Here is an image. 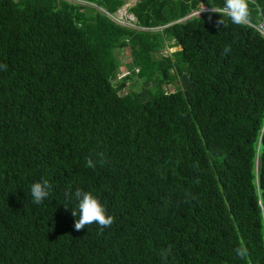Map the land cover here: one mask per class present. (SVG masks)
<instances>
[{
  "label": "trees",
  "instance_id": "trees-1",
  "mask_svg": "<svg viewBox=\"0 0 264 264\" xmlns=\"http://www.w3.org/2000/svg\"><path fill=\"white\" fill-rule=\"evenodd\" d=\"M125 2L0 0V264H264V38L193 14L223 0ZM76 188L110 227L75 230Z\"/></svg>",
  "mask_w": 264,
  "mask_h": 264
},
{
  "label": "clouds",
  "instance_id": "clouds-1",
  "mask_svg": "<svg viewBox=\"0 0 264 264\" xmlns=\"http://www.w3.org/2000/svg\"><path fill=\"white\" fill-rule=\"evenodd\" d=\"M214 12L219 14V19L216 21L217 31L219 32L221 27L226 28L228 25L224 19L227 18L234 25L250 27L252 26L251 13L249 9V0H223V6L219 9H208L202 7V12ZM231 52V46L226 45L223 49V54L227 55ZM6 68V66H3ZM86 166L89 168H95L96 161L91 157L86 158ZM52 189L51 183L47 179L36 181L31 185V197L34 203L42 204L49 196ZM66 199H75L77 201V207L72 209L71 215L78 217L75 220L74 228L76 231L85 229L86 226L91 224H97L100 231L104 228L110 227L114 223V217L107 214L103 204L100 203L99 199L94 196L90 191H85L80 188H76L74 192H65ZM65 206V205H64ZM65 208H67L65 206ZM171 246L164 249L161 252V258L167 260V257L171 254ZM237 254L244 256L245 250L238 249Z\"/></svg>",
  "mask_w": 264,
  "mask_h": 264
},
{
  "label": "rangeland",
  "instance_id": "rangeland-1",
  "mask_svg": "<svg viewBox=\"0 0 264 264\" xmlns=\"http://www.w3.org/2000/svg\"><path fill=\"white\" fill-rule=\"evenodd\" d=\"M135 0H126V2H125V4H124V6L118 11V12H116V14L115 15H113V18L116 20V21H119L120 23H122V24H125V25H128V24H131L129 21H127V20H125L123 17H122V14L125 12V10L129 7V5L131 4V3H133ZM79 3H84V2H82V1H79ZM200 7V11H201V8L203 7V6H199ZM104 11V10H103ZM200 11H197V12H195V13H193L194 15H200ZM203 13V12H202ZM126 15H127V17L128 18H133V16L131 15V14H129V13H126ZM164 52H165V50H164ZM166 52H169L168 51V49L166 48ZM115 54H116V57L119 59V61H120V70L118 71V73H117V77L119 78V77H123L124 75H126V74H128V72L126 71V68H125V66H123V64H127L131 59H130V55L129 54H127V52H125V50H123V49H120V50H115ZM117 78V79H118ZM177 81H178V79H177ZM130 83H132V82H130ZM130 83H129V85H127L128 87L130 86ZM174 85H175V83L173 82V83H168L167 84V88L169 89V90H173L174 89ZM137 88V90H139V85H137L136 86Z\"/></svg>",
  "mask_w": 264,
  "mask_h": 264
},
{
  "label": "built area",
  "instance_id": "built-area-1",
  "mask_svg": "<svg viewBox=\"0 0 264 264\" xmlns=\"http://www.w3.org/2000/svg\"><path fill=\"white\" fill-rule=\"evenodd\" d=\"M249 2H251V0H249ZM125 12H126V10H125ZM123 14H122V16H123ZM255 23H256L255 25L252 24V27L257 29L259 34H260V36L264 38V20L255 21Z\"/></svg>",
  "mask_w": 264,
  "mask_h": 264
}]
</instances>
